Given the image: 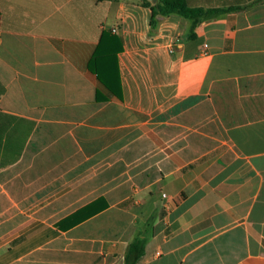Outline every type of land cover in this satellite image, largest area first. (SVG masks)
<instances>
[{"label":"crops","instance_id":"crops-1","mask_svg":"<svg viewBox=\"0 0 264 264\" xmlns=\"http://www.w3.org/2000/svg\"><path fill=\"white\" fill-rule=\"evenodd\" d=\"M185 1L0 0V264H264V0Z\"/></svg>","mask_w":264,"mask_h":264},{"label":"trees","instance_id":"trees-1","mask_svg":"<svg viewBox=\"0 0 264 264\" xmlns=\"http://www.w3.org/2000/svg\"><path fill=\"white\" fill-rule=\"evenodd\" d=\"M143 4L149 6L152 11L151 25L156 23L157 15L178 14L191 21L190 36H193L195 28L204 20L216 17L226 10L221 8L207 9L189 7L185 0H159L151 5L148 0H142ZM145 239L136 237L129 245L124 258V264H135L144 252Z\"/></svg>","mask_w":264,"mask_h":264},{"label":"water","instance_id":"water-1","mask_svg":"<svg viewBox=\"0 0 264 264\" xmlns=\"http://www.w3.org/2000/svg\"><path fill=\"white\" fill-rule=\"evenodd\" d=\"M150 2L151 5H155L157 0H148Z\"/></svg>","mask_w":264,"mask_h":264}]
</instances>
